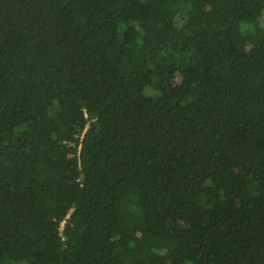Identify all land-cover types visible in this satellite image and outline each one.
I'll list each match as a JSON object with an SVG mask.
<instances>
[{
    "label": "trees",
    "instance_id": "trees-1",
    "mask_svg": "<svg viewBox=\"0 0 264 264\" xmlns=\"http://www.w3.org/2000/svg\"><path fill=\"white\" fill-rule=\"evenodd\" d=\"M0 264H264V0H0Z\"/></svg>",
    "mask_w": 264,
    "mask_h": 264
}]
</instances>
